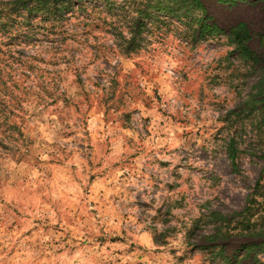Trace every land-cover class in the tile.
Here are the masks:
<instances>
[{"label": "clouds", "instance_id": "clouds-1", "mask_svg": "<svg viewBox=\"0 0 264 264\" xmlns=\"http://www.w3.org/2000/svg\"><path fill=\"white\" fill-rule=\"evenodd\" d=\"M161 3L73 0L0 43V264H226L193 242L264 240L259 67L229 35L157 32Z\"/></svg>", "mask_w": 264, "mask_h": 264}, {"label": "trees", "instance_id": "trees-1", "mask_svg": "<svg viewBox=\"0 0 264 264\" xmlns=\"http://www.w3.org/2000/svg\"><path fill=\"white\" fill-rule=\"evenodd\" d=\"M216 1L219 4L230 7L236 6L238 3H264V0ZM64 2L68 3V7H58V5ZM76 2L80 3L82 0H76ZM72 3L73 0H36L35 5L30 6L33 4V0H0V34L13 41L19 40L22 37L24 39L31 40L33 37L21 32L20 29H32L33 26L31 22L38 18L44 23H47L49 20H63L65 14L73 10ZM149 7H151V4ZM85 11V9H81L82 14ZM108 11L111 15H115V5H110ZM25 12H27V15H25ZM147 19L149 21H154V26L157 32L161 31V26H163V28L171 26L172 20L178 21L184 26L185 23L188 24L192 29L193 35H197L198 38H207L209 35H213L217 32L220 33V31H222L217 25L208 23L210 18L206 16V6L204 4V0H176L174 5L161 3L154 8L153 12L147 14ZM197 25L198 29L196 30L195 27ZM36 27L38 28L40 26L37 25ZM96 27H99V25H96ZM54 30V26H50L44 31L53 32ZM33 31H35V29H33ZM229 35L232 38V42H239L240 51L244 54V56L254 59L257 64L261 62L259 55L248 46V42L251 40V35L245 24L240 23L233 27ZM263 81L264 79L262 80V83H264ZM261 100L264 101V97H261ZM257 187L259 188V182L257 183ZM252 203L256 204L257 202L253 200ZM258 207L260 209H264V203H259ZM245 211L251 212L252 210L245 208ZM216 234L220 237L219 229H216ZM229 239L230 238L227 237H220L218 239H214L213 242L225 241ZM262 244H264V240L260 239L252 240L251 242L243 244L242 251L247 249L248 254L242 261L239 262V264L242 262H246V264H259V261L255 260L251 249L255 248L256 250H260V245ZM217 247L220 249L218 253L222 255L224 253V245L218 244L215 248ZM238 254L239 253H236V255ZM226 262L227 264H235L233 259H227Z\"/></svg>", "mask_w": 264, "mask_h": 264}, {"label": "rangeland", "instance_id": "rangeland-1", "mask_svg": "<svg viewBox=\"0 0 264 264\" xmlns=\"http://www.w3.org/2000/svg\"><path fill=\"white\" fill-rule=\"evenodd\" d=\"M204 4L206 6V16L210 18L209 24H215L217 25L222 31L220 33H215L217 36L224 34V35H229L230 31L232 30L233 27L237 26L240 23H243L247 26V28L250 31L251 35V40L248 42V46L255 51L260 59L261 62L257 64L259 67V76H260V82L264 79V3H257V4H246V3H238L236 6L230 7V6H224L222 4H219L216 0H204ZM168 31H173L172 25L165 27ZM185 29L184 32H181V29ZM197 30L198 27H195ZM194 30V29H193ZM175 31L178 36L184 41H187L189 44L192 46H195L197 41L199 40H204L206 38H198L197 35H193L191 27L185 23V26L178 21H176L175 25ZM166 34V33H165ZM211 36V35H209ZM230 36V35H229ZM4 35L0 34V43H3V49L9 48V46L14 43L15 41L7 39V42L3 41ZM21 39V38H20ZM230 36V43L232 42ZM17 41V40H16ZM3 49H0V55L2 56H8V59L12 60L14 57L10 56L7 52H5ZM19 55H23V53H20ZM235 55V53H229V56ZM231 66V64H229ZM255 75V73L253 74ZM125 84L124 88L121 89V96H123L124 92L128 90V83H127V77L125 78ZM258 81L256 80H249L248 85L252 86L256 84ZM264 82V81H263ZM0 83H3L2 80H0ZM213 83H215V80H213ZM17 87L18 85L14 86ZM199 87L192 88L191 82L188 85V91H199ZM264 97V96H262ZM115 98V92L113 93V97L109 99H114ZM13 100L15 101L14 107L19 105V100L13 96ZM159 97H156V101L153 100V98L149 97L147 98L144 103L146 105L151 106L153 103L158 102ZM105 107L106 111L109 110V105L108 102L105 101ZM110 107H116L115 104L111 105ZM256 110V109H254ZM4 111H9V114L12 116H15V112H11L8 109V106L5 105L2 101H0V114H3ZM78 111V109H77ZM261 113V119H260V126L262 129H264V101L259 100V109ZM231 115V114H229ZM7 120V118H6ZM22 120V118H21ZM6 122V121H5ZM121 122L124 123V121L121 118ZM147 121H145V124ZM234 123V121H230L229 124ZM125 126H128L125 124ZM9 130L16 131L18 132L21 137H23V132L21 131V126L17 124H13ZM220 131H223L221 129ZM217 135H219V132H217ZM261 143H264V140H261ZM260 160L264 161V155L259 157ZM166 166V165H162ZM260 179H264V170L259 171L256 179V185L259 182ZM257 195H264V191H260V187L256 188V193ZM252 194L250 193V196ZM252 240L256 239H251L247 241H233L231 239L225 240V241H218V242H203L200 239H196L193 243L195 246H203L209 249L213 250V255L209 257V259H215L216 256H224L225 260L227 261L232 259V253L235 251L236 253H239V251H242V247H238L239 245H243L247 242H251ZM218 244L224 245V253L221 255L218 252H214V249L216 245ZM218 248V247H217ZM238 249V250H237ZM218 253V254H217ZM227 264V262H226ZM241 264H246V262H242Z\"/></svg>", "mask_w": 264, "mask_h": 264}]
</instances>
